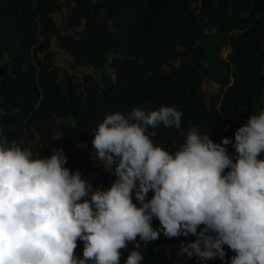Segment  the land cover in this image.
<instances>
[{
  "label": "trees",
  "instance_id": "trees-1",
  "mask_svg": "<svg viewBox=\"0 0 264 264\" xmlns=\"http://www.w3.org/2000/svg\"><path fill=\"white\" fill-rule=\"evenodd\" d=\"M55 49L68 66L56 64ZM162 105L183 113L185 133L197 127L216 144L234 141L264 110V0H0V130L10 142L41 158L62 149L65 167L107 190L116 176L93 158L94 130L108 114ZM146 134L170 153L185 141L163 124ZM164 237L137 238L139 249L129 242L120 264L132 250L141 264H201L178 254L191 240ZM224 250L204 264H230L234 253Z\"/></svg>",
  "mask_w": 264,
  "mask_h": 264
},
{
  "label": "clouds",
  "instance_id": "clouds-1",
  "mask_svg": "<svg viewBox=\"0 0 264 264\" xmlns=\"http://www.w3.org/2000/svg\"><path fill=\"white\" fill-rule=\"evenodd\" d=\"M182 116L167 105L106 115L91 143L93 158L116 176L107 190L65 167L62 149L41 158L0 130V264H120L129 242L161 233L194 236L178 254L201 264L223 260L224 246L234 253L230 264H264V110L220 144L197 127L185 133ZM161 124L185 137L175 152L146 134ZM78 241L83 258L75 255ZM142 260L132 250L124 264Z\"/></svg>",
  "mask_w": 264,
  "mask_h": 264
},
{
  "label": "rangeland",
  "instance_id": "rangeland-1",
  "mask_svg": "<svg viewBox=\"0 0 264 264\" xmlns=\"http://www.w3.org/2000/svg\"><path fill=\"white\" fill-rule=\"evenodd\" d=\"M56 21L57 22L60 21V16L59 15L56 16ZM229 52H230V48L226 47V48L221 50V54L220 55L222 56V58H225L229 54ZM56 53H57V57L55 59L56 64L60 65L62 68L65 67V66H68L69 63H70L68 57L63 56L59 52V50H56ZM79 155H82V151L81 152L79 151ZM92 162H93V159L91 158L90 161H89V167L90 168L93 167ZM89 175H90V172H87L85 176H82V179H84V180L88 181L89 183H91V178L89 177Z\"/></svg>",
  "mask_w": 264,
  "mask_h": 264
},
{
  "label": "crops",
  "instance_id": "crops-1",
  "mask_svg": "<svg viewBox=\"0 0 264 264\" xmlns=\"http://www.w3.org/2000/svg\"><path fill=\"white\" fill-rule=\"evenodd\" d=\"M162 235H163V233H161ZM191 241H195V237L194 236H192V235H189V236H187ZM164 238H167V237H164Z\"/></svg>",
  "mask_w": 264,
  "mask_h": 264
}]
</instances>
